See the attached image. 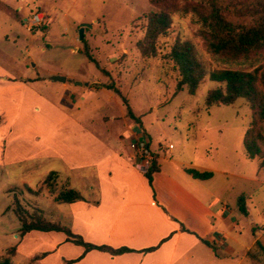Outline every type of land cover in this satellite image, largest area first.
<instances>
[{
	"label": "rangeland",
	"instance_id": "374dc122",
	"mask_svg": "<svg viewBox=\"0 0 264 264\" xmlns=\"http://www.w3.org/2000/svg\"><path fill=\"white\" fill-rule=\"evenodd\" d=\"M2 2L0 76L2 72L14 79L28 78L33 90L66 114L78 118L80 125L98 139L95 148L99 150L94 151L97 158L101 157L102 141L108 147L120 148L134 165V159H128L127 152L130 131L139 124L149 137L151 150L158 152L160 159L187 161L195 155L200 160L208 159L216 170L213 184L221 199L238 216L236 206L240 205L249 214V218H243L244 229L240 219L232 232L227 233L229 237L225 241L233 244L236 252L223 260V264H264L263 251L257 247L255 261L248 252L241 257L246 248L243 246L254 247L256 241L264 245V169L259 168L256 158L247 157L243 146L251 110L242 97L234 104L206 106L207 91L219 86L208 79L200 84L195 94L188 93L187 89L176 92L177 71L161 59V54L141 56L137 42L144 38L145 18L156 10L155 7L148 0ZM34 15L38 16L35 22L31 20ZM82 23L86 27L83 39H79ZM200 27L191 14L177 13L173 15L169 35L161 42L168 47L178 38L191 39L209 65L239 68L235 63L214 61L198 35ZM50 75L64 76L67 81H52ZM88 82L95 90L88 92L85 85ZM70 93L79 96L77 104L68 101ZM30 104L27 112H35L36 120L27 118V122L32 121L38 135L33 132L30 138H21L13 144L19 156L26 151L29 154L8 165H0V258L8 256L13 264H58V260L52 262L57 254L49 256L53 242L48 237L56 232L33 231L19 236L20 223L14 214L15 197L29 214L42 213L46 219L72 229L70 204L56 202L54 195L61 187L68 186L79 191L82 197L93 199L96 190L90 187L96 180L95 171L90 167L80 170L67 165L66 147L59 142L67 128L60 130V126L55 130L58 125L50 115L44 118L42 104ZM121 134L124 137L120 138ZM159 144L164 149H160ZM67 146L71 156L72 147ZM85 147L95 149L91 143ZM94 155L91 154V158ZM52 171L58 174L55 178L58 185L50 191L44 180ZM240 196L243 200L239 202ZM250 220L248 226L246 222ZM59 235L64 236L63 233ZM231 237L238 240L237 245ZM83 238L92 243H97L94 240L98 239L97 235ZM253 238L255 241L251 244ZM13 246L16 255L11 257L8 248ZM77 246L71 242L61 246L60 260L74 256L76 252L72 247ZM45 251L49 252L46 257L33 259Z\"/></svg>",
	"mask_w": 264,
	"mask_h": 264
},
{
	"label": "crops",
	"instance_id": "0c3cea01",
	"mask_svg": "<svg viewBox=\"0 0 264 264\" xmlns=\"http://www.w3.org/2000/svg\"><path fill=\"white\" fill-rule=\"evenodd\" d=\"M1 75L0 165H8L29 154L26 151L25 155L19 156L13 144L21 138H30L33 132L38 135L32 121L27 122V118L36 120L35 112L31 114L27 109L32 106L30 103L39 102L45 111L44 118L50 115L56 121L58 127L55 130H59L60 126L63 128L60 130L67 128L63 135L65 139L62 136L59 139L60 144L67 150V165L80 170L90 167L95 171L96 180L90 187L91 190H96L93 199L83 197L82 200L69 203L72 230L87 239L97 235L98 239L94 240L97 244L134 249L119 255L91 250L73 264H223V260L235 254V246L229 245L225 238L229 237L227 233L232 232L235 223L239 224L240 219L244 229L243 218L246 220L249 214L242 213L240 206H236L240 213L238 216L234 209L221 199L213 184L216 170L208 159L200 160L195 155L187 161L180 158L162 160L158 152L153 151L159 169L152 173L150 185L145 174L125 158L120 148L108 147L101 141V157L97 158L94 151L99 150L95 148L98 139L80 125L78 118L66 114L33 90L27 82L28 78L14 79L13 76L3 75L2 72ZM90 83L85 84L88 92L95 90ZM15 97L18 98L13 103ZM69 98L71 104L78 103L77 94L70 93ZM35 109L32 107V110ZM130 133V142L136 138H146L150 146L149 137L139 124H136ZM122 137L123 134L120 135V138ZM88 143L95 149L88 150L85 147ZM67 145L72 147L71 156L68 155ZM159 147L164 149L161 144ZM91 154H95L93 158ZM127 158L133 159L129 145ZM187 168L212 171L213 176L209 179L194 178L185 171ZM249 223L251 224V220L246 222L248 226ZM59 234L61 233L48 237L53 242L49 256L57 254L52 262L56 263L58 260V264L63 258H75L83 251V247L76 245V248L72 247L76 252L74 256L60 260V248L69 242H65V236ZM231 238L237 245L238 240ZM205 241L213 244L215 249ZM254 241L253 238L251 244ZM153 246L156 248L152 251H141ZM243 247L246 248L241 257L247 255L252 245Z\"/></svg>",
	"mask_w": 264,
	"mask_h": 264
},
{
	"label": "trees",
	"instance_id": "16d2710c",
	"mask_svg": "<svg viewBox=\"0 0 264 264\" xmlns=\"http://www.w3.org/2000/svg\"><path fill=\"white\" fill-rule=\"evenodd\" d=\"M148 2L156 10L146 16L144 38L137 42L141 56L147 58L161 54V59L177 71L176 92L187 89L188 93L195 94L205 79L219 83L218 87L206 93L205 104L208 107L234 104L240 97L246 99L251 110V121L243 136V146L247 157L256 158L259 168L264 169V0H148ZM2 5L3 2L0 0V8ZM177 13L191 14L200 23L198 35L216 63H235L240 67L209 65L191 39L178 38L171 46L163 45L161 40L169 35L173 15ZM158 169L155 155L152 168L145 173L150 185L152 173ZM185 171L199 179H209L213 176L212 171H200L196 168H187ZM50 175L44 180V184L53 191L58 185L55 180L58 174L52 171ZM54 199L58 203H72L82 200L83 197L76 189L63 186L54 195ZM242 200L243 196H240L239 202ZM15 205L14 214L20 223V237L33 231L63 233L65 242L83 247L79 256L63 258L60 264L78 262L91 250L104 251L111 255L134 251L126 246L113 247L86 241L79 233L58 221L46 219L42 213L29 214L17 197ZM240 209L246 213L242 206ZM206 243L215 249L213 244ZM254 245L248 251V255L255 261L256 251L261 250L264 258V245L258 241ZM255 247L258 250L255 251ZM155 248L156 246H153L141 251L148 252ZM8 249L11 257L16 255L15 246ZM48 254L49 252L45 251L33 259H42ZM0 259V264H13L8 256H1Z\"/></svg>",
	"mask_w": 264,
	"mask_h": 264
},
{
	"label": "built area",
	"instance_id": "2783aa9c",
	"mask_svg": "<svg viewBox=\"0 0 264 264\" xmlns=\"http://www.w3.org/2000/svg\"><path fill=\"white\" fill-rule=\"evenodd\" d=\"M38 18L37 15L31 19L33 22ZM130 150L133 154L134 167L141 173H147L153 166L155 155L151 150L146 138H137L129 143Z\"/></svg>",
	"mask_w": 264,
	"mask_h": 264
},
{
	"label": "water",
	"instance_id": "95a60500",
	"mask_svg": "<svg viewBox=\"0 0 264 264\" xmlns=\"http://www.w3.org/2000/svg\"><path fill=\"white\" fill-rule=\"evenodd\" d=\"M84 27H86V24L82 23L80 26V29H79V39H83ZM49 79L52 81L65 82L66 77L61 76V75H50ZM79 84H81V83H79Z\"/></svg>",
	"mask_w": 264,
	"mask_h": 264
}]
</instances>
